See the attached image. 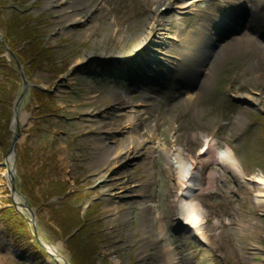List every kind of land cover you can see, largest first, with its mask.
<instances>
[{
  "label": "rangeland",
  "instance_id": "374dc122",
  "mask_svg": "<svg viewBox=\"0 0 264 264\" xmlns=\"http://www.w3.org/2000/svg\"><path fill=\"white\" fill-rule=\"evenodd\" d=\"M68 1L75 0H0V164L18 133L8 164L19 203L34 215L31 221L26 210H16L11 190L0 188V264H56L34 231L68 264H264V212L248 185L251 177L264 180V80L249 71V51L229 54L193 98L195 108L181 109L183 96L200 91L220 45L251 31L264 45V0H211L179 20L172 14L161 29L179 42L158 50L167 56L159 54L156 65L139 40L152 0H81L72 8ZM204 14L218 26L205 24ZM197 28L213 38L204 50ZM233 31L234 37L223 38ZM189 42V56L171 61V53L182 55ZM199 52L206 53L202 61ZM17 64L26 89L12 125L23 89ZM242 94L257 105L237 99ZM131 108L135 127L104 129H135L140 137L155 130L158 145L177 149L182 159L192 158L208 135L212 150L227 147L239 163L242 176L214 163L202 166L197 201L209 246L174 226L171 192L180 186L163 155L153 151L143 158L129 149L122 161L95 153L101 119ZM123 182L131 193L108 198L106 190L119 195L116 185ZM159 233L168 242L166 254Z\"/></svg>",
  "mask_w": 264,
  "mask_h": 264
},
{
  "label": "bare ground",
  "instance_id": "6f19581e",
  "mask_svg": "<svg viewBox=\"0 0 264 264\" xmlns=\"http://www.w3.org/2000/svg\"><path fill=\"white\" fill-rule=\"evenodd\" d=\"M208 1H211V0H154V2L152 0L150 2L151 8L149 9V15L147 16L145 28L143 29V32L141 33V37L139 39L140 43L144 44V51H146L145 52L146 54L145 53L144 54L149 56L148 58L151 59L150 63L154 62L153 64L156 65L159 62L160 64V60H157V58L159 54H162V55L164 54L160 52L162 51L161 49L162 48L172 49L174 45H176L179 42L177 35H173L169 32L167 34H164L163 30L161 29V24L164 21L168 22L172 14H173L172 20H179L178 19L179 15L192 14V12L196 11V9L194 8L196 4L205 3ZM215 1H218V0H215ZM230 1H236V0H230ZM78 2L81 3L80 5H82L81 0L68 1L67 7L72 8L76 6ZM205 8L206 7H204V9ZM252 13H255V11H252ZM66 16L70 18L72 23L80 22V20H75L72 14L71 16L70 14ZM84 16L85 15H83L82 18ZM199 17L204 19V22H206L205 24L207 23L208 25L213 24V28H214V25H217L215 24L217 22L210 21L205 14ZM237 22H238V19L236 20L235 23ZM242 22H244V20ZM163 24H166V23H163ZM219 24L222 25V24H225V22H219ZM225 28L222 27V29L219 32H216L219 34V35L217 34L218 38L220 35L222 36V34L226 31ZM205 29L202 30V29L197 28L196 31L194 32L195 34L198 33L199 35L198 36L196 34L197 35L196 42L197 43H199V41L202 42V48H201L202 50L210 47L212 44V39H213V38L210 39L209 37L210 35L208 33L209 30H206L205 31L206 33L204 34ZM246 29L247 30L251 29L249 23ZM180 32H182V30L179 29L178 33ZM235 33L237 32L236 31H233L232 33L229 32L223 38L234 37ZM250 33L249 35L246 32L240 33L241 35L236 36L233 39L232 43L220 45L218 52H216V54L214 55V59L209 60L208 68L204 69L203 82L201 84L200 91L198 93H192L190 95L186 94L185 96H183L184 98V99L182 98L183 108L181 109L187 110V109L192 108L193 110V108H195V99L193 98L197 96L199 97L201 96V90L207 87L209 83L211 82L216 66L219 63H221L224 59H226V57L231 53H236L240 51L241 53H243L244 51L248 50L250 56L253 57L251 58L252 62L257 65L261 63L263 66V67L260 66L261 70L258 71L260 67L258 66L256 67V65L254 66L253 63H250L249 71L253 75L260 72L264 80V47H263L264 45L262 46L259 43V41L256 40V38ZM217 35L215 37H217ZM189 43L190 44L185 45V47L183 48L184 52L182 55H180L179 51L178 53H171L173 54V56L171 57L169 56L170 60L180 62L181 57H184V58L188 57L189 56L188 51L191 48L187 46L192 45L191 42ZM206 57H207L206 53L199 52L197 59L198 61H202ZM118 94H121L123 97H126V94L122 91L118 92ZM146 98H147V103L151 104L150 103L151 100H149V97L147 96ZM237 99L243 100L245 103L249 105H253V106L257 105L256 102L252 100V98L248 96L247 94L243 96H238ZM152 104L150 105V107L153 106ZM132 109L133 108H131L129 111H126V112H117L114 116L101 119L102 125H103V129L101 128L102 129L101 131H103L104 133H97L96 142L98 143H95V147L99 146V150L95 149V153L97 154L98 157H102L103 159H106L107 157L109 158L112 157L113 160L120 158V160L122 161L128 158L129 152H131L129 151V149H132V151L134 150V153L137 151L139 153V154L137 153V155L140 157L143 156V158L150 157L148 155H150L153 151L159 152L161 155H163L164 160H165L164 163L175 172V174L177 175V180H178L177 185L180 186L179 187L180 190L177 191L175 194L171 192L172 200L170 204H171L172 215L175 216V219L173 221L174 226L180 227L183 230V232L187 235V237H189L190 239L197 240L201 242L204 246H209L210 242L208 241V239L205 238L206 233L202 225V221H203L202 217L204 216V211L197 201V194L198 195L201 194L200 193V179L202 177V173H201L202 166L214 163L216 165L226 167L234 175L242 176V171H241L239 163L232 156L230 149H228L227 147L222 150H218L216 152L215 150H212L213 144L215 143L214 142L213 144L211 143L213 139L209 138L208 135L202 137L203 144L197 150V152L192 158L188 157L187 159H182L177 149L175 150L172 149L171 151H168L166 150V148L162 146V144L161 146H159L160 144L158 145V139H157L158 137H157V133L154 132L155 130L152 132L148 131L145 137H140L142 135L139 134L137 131L135 132V129L132 131H129L128 129L123 128L121 129V131L112 132L111 130L112 128L115 129L116 126H118V128L119 126H121L120 123H128V125L129 124L131 125L130 127H135L137 125L134 123V120L136 119L135 113L137 112L136 110H132ZM143 113H146V112H143ZM105 127H112V128L104 129ZM154 144H156L155 147H154ZM146 145H148V147ZM204 148L206 149L204 150ZM10 155H8L5 158L4 164H0V166L4 168V169L1 168L2 172H0V181L4 184L3 186H0L1 190L3 189L5 190V188L8 189V191L11 190L10 182L13 177V173H12L11 168L9 169V164H8ZM213 176H214V173H210L208 174V176H205L206 182L210 184L212 182ZM117 180H120V179H117ZM248 181H249L248 182L249 188L252 189V191L254 192L252 193L253 194L252 196L254 197L253 199L254 203L256 205H259L262 211L264 212V180L262 179V177L256 176L253 178L252 177L249 178ZM123 183H124L123 186H121V183H117L116 185L120 193L119 195L112 193V191L110 192V190H106V195L108 196V198H114L116 196L117 198H124L125 196H128L131 193V185L129 186V184L128 183L126 184L125 182ZM12 199H13V202L19 206L20 203L18 201L16 194L12 196ZM145 207L147 206L145 205L143 208ZM145 210L148 211V209H143L144 212ZM160 230H163V229L160 228ZM159 236L161 237V241L163 242L162 244V250L164 251L163 253L166 254V252L169 251V245L165 238V234L159 233ZM42 244L44 245L45 249L51 255H53L55 259H57V262L59 264H67L65 260L60 255H58V251L56 247L46 244L44 242ZM168 256H165V257H168Z\"/></svg>",
  "mask_w": 264,
  "mask_h": 264
},
{
  "label": "water",
  "instance_id": "95a60500",
  "mask_svg": "<svg viewBox=\"0 0 264 264\" xmlns=\"http://www.w3.org/2000/svg\"><path fill=\"white\" fill-rule=\"evenodd\" d=\"M0 38H1V36H0ZM17 66H18V68H19V70H20V72H21L20 74H21V79H22L23 89H22V92H21V94L19 95L18 99L16 100L14 106H13V123H12V125H13V124H17L18 106H19V103H20V101H21V99H22V97H23V95H24L25 89H26V82H25V80H24V77H23V73H22L21 67H20V65H18V64H17ZM12 132H13V131H12ZM17 137H18V133L13 134V140H12V143H11V147H10V149L8 150L6 156L4 157L2 164H4V160H5V158H6L9 154L13 153V151H14V147H15V143H16V138H17ZM10 193H11L12 195H15V194H16L14 179L11 180V191H10ZM13 206H14V208H16V210H18V208H20L21 210H22V209L27 210V211L29 212V215H30V218H31L30 220H31V221L34 220V215H33L32 211H31V209H30L29 207H27L25 204H19V206H18L16 203L13 202ZM32 226H33V228H34V230H35V223H32ZM34 233H35V238H36L38 244L40 245V247H41L43 250H45V252H46V253H47V254H48V255H49V256H50L55 262H56V264H59V263L57 262V259H55V257H54L53 255H51L50 253L47 252V250L45 249L44 245L42 244L43 242H41V240L38 238V235L36 234V231H34ZM67 264H68V263H67Z\"/></svg>",
  "mask_w": 264,
  "mask_h": 264
},
{
  "label": "trees",
  "instance_id": "16d2710c",
  "mask_svg": "<svg viewBox=\"0 0 264 264\" xmlns=\"http://www.w3.org/2000/svg\"><path fill=\"white\" fill-rule=\"evenodd\" d=\"M8 50L10 51V53H13L15 55V57L17 58V53H14V51H12L9 47H7ZM18 59V58H17ZM2 103V105L5 103L2 100H0V104ZM2 109V108H1ZM8 122V120L5 119V121H2L3 124L6 125V123Z\"/></svg>",
  "mask_w": 264,
  "mask_h": 264
}]
</instances>
